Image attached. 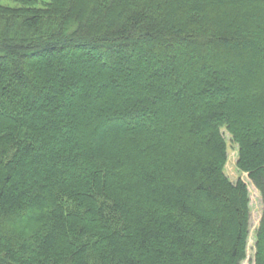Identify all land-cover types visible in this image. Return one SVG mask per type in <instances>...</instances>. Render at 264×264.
I'll list each match as a JSON object with an SVG mask.
<instances>
[{
    "label": "trees",
    "instance_id": "1",
    "mask_svg": "<svg viewBox=\"0 0 264 264\" xmlns=\"http://www.w3.org/2000/svg\"><path fill=\"white\" fill-rule=\"evenodd\" d=\"M16 1L0 264H242L251 198L224 131L262 195L264 264V0Z\"/></svg>",
    "mask_w": 264,
    "mask_h": 264
},
{
    "label": "rangeland",
    "instance_id": "2",
    "mask_svg": "<svg viewBox=\"0 0 264 264\" xmlns=\"http://www.w3.org/2000/svg\"><path fill=\"white\" fill-rule=\"evenodd\" d=\"M43 0H40V3ZM0 4L8 6H17L19 3L16 0H0ZM66 110H63V112ZM224 135L229 143V157L226 164L225 171L232 181H237L242 179L249 188L250 198H251V226L250 235L248 238L247 245V257L243 260L242 264H255V254H256V233L262 218L263 213V199L260 191L255 186L254 182L250 179L249 174L239 170L237 166L238 158V147L231 141V135L224 131ZM59 148L58 145L51 141L48 146H39L38 149L43 152H51L54 149Z\"/></svg>",
    "mask_w": 264,
    "mask_h": 264
}]
</instances>
